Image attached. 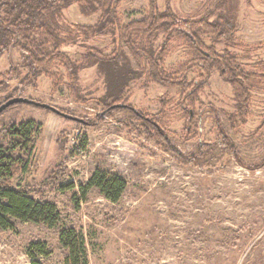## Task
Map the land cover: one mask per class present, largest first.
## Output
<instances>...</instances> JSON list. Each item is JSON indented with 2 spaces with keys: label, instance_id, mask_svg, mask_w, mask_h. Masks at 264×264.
<instances>
[{
  "label": "rangeland",
  "instance_id": "obj_1",
  "mask_svg": "<svg viewBox=\"0 0 264 264\" xmlns=\"http://www.w3.org/2000/svg\"><path fill=\"white\" fill-rule=\"evenodd\" d=\"M168 4L177 16L191 20L208 17L214 21L235 8V45L229 51L246 71L264 75V0H158L161 11ZM148 10V0H123L118 14L128 24L142 19ZM64 17L93 26L99 14L86 17L72 6ZM160 43L161 39L157 45ZM206 44L210 46L212 41L207 39ZM84 46L104 55L119 50L118 43L107 35L83 45L65 46L62 52L79 64L86 55ZM224 49L217 45L219 54ZM124 54L138 70L127 48ZM193 59V50L177 39L165 68L172 73L185 65L188 68L182 76L189 83H200L193 112L201 118L200 139L185 131L187 106L180 102L178 87L165 88L143 76L129 84L127 105L149 117L165 119L172 146L184 155H193L199 142L217 140L212 107L219 112L242 161L260 163L264 157V80L251 91L245 124L240 122L235 129L229 119L237 112L233 87L219 72L192 64ZM21 64L20 53L12 49L0 59V75ZM55 70L64 76L58 91L51 78L42 76L25 87L21 97L84 123L21 104L0 115V130L30 120L40 125L29 165L16 174L11 185L27 191L39 203L55 205L60 221L55 228L14 221L12 230L0 229V264H65L67 252L59 237L65 228L75 230L83 241L85 264H264V166L255 171L242 167L232 153L215 168L183 166L133 127L120 125L129 112H104L101 100L107 87L96 67L80 72L76 96L65 71ZM27 72L21 69L20 78L10 82L8 91L0 90V105L14 88L22 87L20 81ZM100 115L105 122H98ZM84 142L85 149L74 154L73 148ZM99 171L126 181L118 204L106 200L97 189H87L90 178Z\"/></svg>",
  "mask_w": 264,
  "mask_h": 264
},
{
  "label": "trees",
  "instance_id": "obj_2",
  "mask_svg": "<svg viewBox=\"0 0 264 264\" xmlns=\"http://www.w3.org/2000/svg\"><path fill=\"white\" fill-rule=\"evenodd\" d=\"M122 1L0 0V59L12 49L17 50L22 58L21 65L0 75V90L8 91L10 82L20 78V70L23 68L28 70L20 81L22 87L14 88L3 103L21 97L24 88L42 76L51 78L54 81V89L58 91L64 81V76L55 70L58 68L65 71L72 84L70 90L76 96L80 72L96 67L104 75L107 87V94L101 100L104 112L107 114L114 110L129 112V118L118 123L131 126L146 139L156 142L179 164L198 169H211L217 167L227 153H232L240 166L252 171L262 168L264 157L256 165H248L242 161L237 146L220 120L219 112L212 107L214 125L218 133L217 140L213 144L199 142L193 155H184L172 146L171 134L166 130L165 119L149 117L148 114L127 105L126 91L129 84L143 76L147 82H157L165 88L178 87L180 102L187 106V111L184 112L187 120L185 131L193 138L200 139L201 118L193 113L200 83L195 81L189 83L182 76L188 68L185 65L172 73L165 68L172 44L177 39H182L193 50L192 64L202 65L207 72H219L220 76L233 87L237 112L229 118L230 123L235 129L240 122L245 124L251 91L261 87L264 75L246 71L229 51V48L235 45L237 29L235 8H230L214 21L208 17L191 20L177 16L169 4L161 11L158 0H148L149 10L142 19L123 24L118 14V7ZM72 6H77L86 17L99 14L96 24L83 26L67 21L64 12ZM107 35L119 46V50H114L109 55L84 46L87 49L86 55L77 64L62 52L65 46L83 45L94 38ZM160 39L161 43L158 46ZM207 39L212 41L210 46L206 44ZM219 44L225 46L222 54L217 51ZM124 48L132 54L138 70L132 68L130 59L124 54ZM178 77L182 79H177ZM98 122H105V118L98 116ZM40 128L36 121L30 120L0 130L1 230H12L14 221L43 224L49 228H55L60 221V214L55 205L39 203L30 197L27 191L11 185L16 174L27 169L34 150V139L38 136ZM84 149L85 142L73 148V153L79 154ZM126 188L127 183L123 178L100 171L96 172L87 184L88 190L97 189L113 204L120 202ZM59 237L62 248L67 252L65 264H85L84 244L75 230L65 228Z\"/></svg>",
  "mask_w": 264,
  "mask_h": 264
},
{
  "label": "water",
  "instance_id": "obj_3",
  "mask_svg": "<svg viewBox=\"0 0 264 264\" xmlns=\"http://www.w3.org/2000/svg\"><path fill=\"white\" fill-rule=\"evenodd\" d=\"M21 104L22 105H31V106H35L37 108L45 109V110L53 112L54 114H56L58 116L65 118L67 120H71V121H74V122H77L80 124L84 123L81 119L66 115V114L62 113L61 111L57 110L56 108H54L52 106H49L47 104L38 103V102H35V101L30 100L28 98H24V97H16V98L10 99L7 102L0 105V115L3 114L9 108H11L15 105H21Z\"/></svg>",
  "mask_w": 264,
  "mask_h": 264
}]
</instances>
